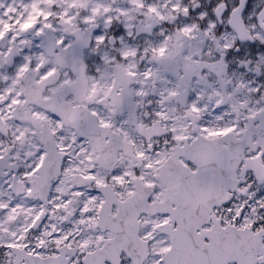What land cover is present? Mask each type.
Here are the masks:
<instances>
[{"label":"snow or ice","instance_id":"6c2138e0","mask_svg":"<svg viewBox=\"0 0 264 264\" xmlns=\"http://www.w3.org/2000/svg\"><path fill=\"white\" fill-rule=\"evenodd\" d=\"M0 264H264V0H0Z\"/></svg>","mask_w":264,"mask_h":264}]
</instances>
